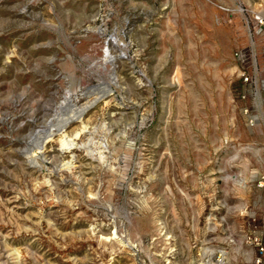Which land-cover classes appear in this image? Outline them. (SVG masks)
I'll use <instances>...</instances> for the list:
<instances>
[{"label": "rangeland", "instance_id": "obj_1", "mask_svg": "<svg viewBox=\"0 0 264 264\" xmlns=\"http://www.w3.org/2000/svg\"><path fill=\"white\" fill-rule=\"evenodd\" d=\"M260 79L264 0H0V264H252Z\"/></svg>", "mask_w": 264, "mask_h": 264}, {"label": "bare ground", "instance_id": "obj_2", "mask_svg": "<svg viewBox=\"0 0 264 264\" xmlns=\"http://www.w3.org/2000/svg\"><path fill=\"white\" fill-rule=\"evenodd\" d=\"M104 56L102 60V63L104 64V66L108 63V64H112L114 62L115 57L113 55L110 54L109 49L106 47L105 52H104ZM114 75V74H113ZM114 78V77H112ZM113 81V80H112ZM116 81V80H115ZM110 83V82H109ZM112 85V84H111ZM89 88H98V89H105V93L104 94H108L109 92H111L110 86L107 84L102 85V84H98L97 86H92ZM92 90V89H91ZM91 94V93H90ZM111 94V93H110ZM87 97V96H86ZM107 97V96H106ZM98 97H93L92 99L86 100L85 103L77 106L76 99L77 97L73 96V94L69 91H67L64 94L63 100L60 101L59 107L60 108H64L67 109L68 112L66 113V116H62L60 118V125L57 128L58 130L63 129L68 122H70L73 119H80L81 115L85 112V110L97 99ZM100 98V97H99ZM61 116V115H60ZM41 132V130H38L35 133V136L39 135V133ZM53 134V130L51 129L48 133V136ZM62 144H67V145H73L74 143L72 142V140H62L61 141ZM72 147V146H70Z\"/></svg>", "mask_w": 264, "mask_h": 264}, {"label": "crops", "instance_id": "obj_3", "mask_svg": "<svg viewBox=\"0 0 264 264\" xmlns=\"http://www.w3.org/2000/svg\"><path fill=\"white\" fill-rule=\"evenodd\" d=\"M248 91L252 95V103L260 107L262 111V108H264V79L255 81L253 86L249 87Z\"/></svg>", "mask_w": 264, "mask_h": 264}, {"label": "built area", "instance_id": "obj_4", "mask_svg": "<svg viewBox=\"0 0 264 264\" xmlns=\"http://www.w3.org/2000/svg\"><path fill=\"white\" fill-rule=\"evenodd\" d=\"M258 247V252L253 259L252 264H264V245H261L259 242H256Z\"/></svg>", "mask_w": 264, "mask_h": 264}]
</instances>
